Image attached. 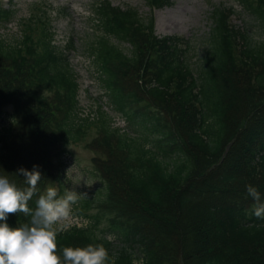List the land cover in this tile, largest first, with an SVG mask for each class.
<instances>
[{"label": "trees", "instance_id": "16d2710c", "mask_svg": "<svg viewBox=\"0 0 264 264\" xmlns=\"http://www.w3.org/2000/svg\"><path fill=\"white\" fill-rule=\"evenodd\" d=\"M148 1L157 8L171 4ZM238 1L264 31V0ZM227 11L212 14L196 73L187 41L159 36L153 14L94 3L97 31L87 52L112 105L143 135L121 134L101 114L99 135L87 144L101 153L93 158L103 182L89 215L94 226L59 232L61 257L64 247L93 244L106 248L107 264H264V220L253 215L246 190L256 187L264 202V40L231 25ZM16 12L0 1V27ZM29 21L42 28L37 39L30 24L22 38L0 36V116L14 107L12 122L0 129V173L24 188L19 169L39 166L42 179L29 202L34 209L52 181L62 194L55 158L62 163L91 121L75 113L78 77L67 50L56 44L48 10L35 3ZM89 205L77 212L87 214ZM29 220L17 213L7 223L15 228ZM106 230L121 238V248L104 238Z\"/></svg>", "mask_w": 264, "mask_h": 264}, {"label": "rangeland", "instance_id": "374dc122", "mask_svg": "<svg viewBox=\"0 0 264 264\" xmlns=\"http://www.w3.org/2000/svg\"><path fill=\"white\" fill-rule=\"evenodd\" d=\"M2 5L15 7L16 17L11 23L0 27V36L8 41L15 38H22L27 24L34 26L32 35L35 39L41 36L42 28L38 22L29 21L32 9L36 4H41L51 15L52 28L56 44L67 50V57L77 74L80 89L78 91V108L75 110L78 117L92 120L91 124L85 127V135L78 143L68 146L67 154L63 155L62 163L55 158V164L59 166L57 175L62 180L64 187L60 195V183L55 180L48 187L56 188L58 196L64 194L65 189L75 190L78 193H87L86 198L77 201L78 205H83L90 201L86 208L87 215L94 213L95 197L98 190L103 188V184L95 170L93 158L101 153L93 151L87 144L99 135L98 109L106 111L111 118L116 119L114 126L131 130L134 137L141 138L142 129L129 122V116L117 114L110 101V94L100 81L99 71L94 65L92 58L87 52L88 43L95 38L97 23L95 22L94 3L98 0H0ZM115 6L135 7L139 12L148 16L152 14L148 0H109ZM216 9H226L229 13V23L234 27L248 33L255 42L264 40V31L260 27L258 19L250 13L238 0H171L170 5L160 7L154 11L156 19V32L160 36L177 35L183 37L187 44V59L191 67L198 72L199 63L207 49V40L210 37L213 27L212 14ZM231 10V11H230ZM45 20V17L41 15ZM36 19V18H35ZM38 19V17H37ZM37 25V26H36ZM115 43L127 47L125 43L113 39ZM71 45V46H70ZM68 48H71L69 50ZM12 105L6 107L8 115L0 116V129L12 122ZM119 113V112H118ZM82 121V120H81ZM128 123V124H127ZM137 128V129H136ZM152 140L147 142L148 147H152ZM46 191V190H45ZM45 193V192H44ZM75 207V204H73ZM108 222L103 220L99 227L107 228ZM107 236L113 234L108 232ZM106 233V232H105ZM113 244H120L117 237L111 239ZM113 245V246H115ZM114 248H117L115 246ZM137 251H135L136 253ZM139 262V260H137Z\"/></svg>", "mask_w": 264, "mask_h": 264}, {"label": "clouds", "instance_id": "9594fccd", "mask_svg": "<svg viewBox=\"0 0 264 264\" xmlns=\"http://www.w3.org/2000/svg\"><path fill=\"white\" fill-rule=\"evenodd\" d=\"M19 174L25 177L27 187H18L8 175L0 173V264H107L108 252L103 245L64 247L62 257L58 254V233L64 230L71 206L86 198L87 193L65 189L64 194L58 196L56 188L48 187L33 209L29 202L42 179L39 166H34L31 171L21 168ZM246 190L255 202L253 215L264 220L261 194L250 184ZM17 213H23L30 220L18 227H10L8 216Z\"/></svg>", "mask_w": 264, "mask_h": 264}, {"label": "bare ground", "instance_id": "6f19581e", "mask_svg": "<svg viewBox=\"0 0 264 264\" xmlns=\"http://www.w3.org/2000/svg\"><path fill=\"white\" fill-rule=\"evenodd\" d=\"M66 226L70 229H78V228H82L84 225L74 221H68L66 222ZM117 248H121V244H118Z\"/></svg>", "mask_w": 264, "mask_h": 264}]
</instances>
